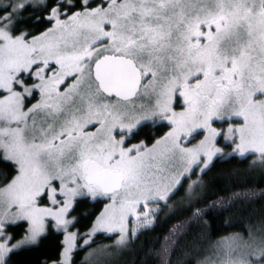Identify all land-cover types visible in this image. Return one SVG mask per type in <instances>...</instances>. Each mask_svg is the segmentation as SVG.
I'll return each mask as SVG.
<instances>
[{"label": "snow or ice", "instance_id": "6c2138e0", "mask_svg": "<svg viewBox=\"0 0 264 264\" xmlns=\"http://www.w3.org/2000/svg\"><path fill=\"white\" fill-rule=\"evenodd\" d=\"M28 7L32 4L23 0L0 5V12L6 13L0 16V90L8 93L0 98V159L17 167L12 181L0 187V264H7L6 257L18 246L4 232L13 207L16 219L31 223L25 240L35 242L45 217L57 225L69 223L64 216L72 198L85 194L82 189L93 198L108 196L112 201L92 234L119 231L117 243L124 244L127 218L150 200L167 199L171 185H179L183 176L173 175L170 183L162 182L167 177L150 176L153 153L164 145L160 154L178 152L187 164L185 172L201 164V171L208 169L221 151L215 147L216 137L223 135L212 127L214 119L235 123L233 118H240L238 127H228L226 139L241 156L259 153L264 161V0H199L195 11L183 0H102L94 8L90 0H81L84 10L64 21L61 10L75 5L57 0L48 17L56 28L31 44L25 40L28 33L13 34L18 16ZM58 30L59 35H52ZM21 73L34 75L39 83L26 87ZM70 76L75 82L61 92L60 85ZM85 81L88 92L81 95ZM141 87L157 95L152 115L163 114L173 126L162 141L144 151L142 145L124 148V140L113 135L117 128L121 134L131 133L140 123L136 117L125 122L119 102H131ZM33 89H39L42 99L24 111V94L31 95ZM176 92L187 104L179 113L171 107ZM103 94L115 96L116 103L99 102ZM75 96L86 104L74 107ZM41 110L53 123L39 127L37 136L33 117V133L27 135L30 115ZM97 124L96 132L86 131ZM199 130L207 132L199 144L181 146L182 136ZM57 180L59 195L67 197L63 206L55 211L38 207L37 199L44 195L53 205L61 203L53 186ZM144 220L143 227L152 223L148 213ZM249 238L254 239L251 231ZM74 239L68 237L65 256ZM237 240L250 247L243 237L225 238L229 256ZM221 264H264V237L245 257Z\"/></svg>", "mask_w": 264, "mask_h": 264}, {"label": "trees", "instance_id": "16d2710c", "mask_svg": "<svg viewBox=\"0 0 264 264\" xmlns=\"http://www.w3.org/2000/svg\"><path fill=\"white\" fill-rule=\"evenodd\" d=\"M68 0H65L67 4ZM91 7L102 0H90ZM31 3L18 16L13 34L35 35L51 23L48 14L57 0ZM8 4V3H7ZM75 7H64L67 13L83 9L81 0H71ZM6 15L0 12V16ZM144 122L132 132L130 140L144 139L148 144L163 134L169 125ZM17 172L12 162L0 159V187ZM103 206L102 199H75L70 217L76 230L84 234ZM4 232L15 239L25 232L27 223L5 224ZM264 237V161L252 154L216 157L191 189L180 185L165 203H160L152 226L139 229L134 237L118 244L116 235L98 233L92 241L76 248L71 264H197L205 250L216 239L228 234ZM62 232L49 223L37 242L18 249L6 257L7 264H49L58 262ZM108 248L93 254L96 248Z\"/></svg>", "mask_w": 264, "mask_h": 264}, {"label": "rangeland", "instance_id": "374dc122", "mask_svg": "<svg viewBox=\"0 0 264 264\" xmlns=\"http://www.w3.org/2000/svg\"><path fill=\"white\" fill-rule=\"evenodd\" d=\"M15 2H19V0H0V5L7 4V3H15ZM23 2H25V3H27V2L44 3L45 0H23ZM183 2L185 4L193 5L194 7L191 9L192 11H195L196 8L199 7V0H183ZM96 6L97 5L92 6V7L94 8ZM83 10L84 9L75 10L71 13H68L67 16L63 14L65 12V10H61L60 19H61V21L67 20L71 14H74L75 12L83 11ZM50 14H51V10H50V13L48 14V17L50 16ZM54 28H56V22L53 19V20H51V23L48 27H46L44 30H42L41 32H39L35 35H32L30 37H25V40L27 43L31 44L32 40L35 37L41 36L43 33L48 31L49 29H54ZM106 30H110V28H106ZM14 35H22V34H14ZM52 35H59V30L56 33H53ZM35 67L36 66L34 65L33 68H35ZM21 76L24 79L25 86L28 88H32V86L34 84L39 83V81L35 78L34 75L29 76L28 73H21ZM74 82H75L74 77L70 76V77L66 78L65 83L60 85V91L64 92L66 90V88L68 86H70L71 84H73ZM143 83H147V79L145 81H143L142 84ZM87 85H88V81H85V83H83L81 85V88L79 90L81 95H84L88 92ZM16 90L23 92V88H20L19 86H16ZM158 90H159V85H157V91ZM92 91L93 92L95 91V84L94 83L92 85ZM7 95H8V93L6 91L0 90V98H3ZM41 99H42V93L39 91V89H33L31 95L24 94V111H27L29 108H32L34 105L40 103ZM98 100L101 103H116V97H107L104 94L101 97H99ZM156 100H157V95L155 93H153L151 91V89H148L147 94H146V90L143 87H141L137 96L132 98L131 102H125V101L119 102V107H120L121 111L125 112V114H126L125 115V122L128 121L129 117H136V118L140 119V123L137 124L133 128L132 132L135 129H137V127H139L140 124H142L144 122H149V123L164 122V123H167L169 125V127L167 128V130L163 134L157 136L156 138H154V140L152 142H150L148 144L143 142V141H141V142L131 141L130 135L132 132L128 133L125 130L124 133L121 134L119 128H117L116 130H114L113 135L115 136V138L117 140H120V139L124 140V144H123L124 148H131V147L136 146V145H142L143 146L142 151L147 150V149H152L156 145L157 141H162L167 136V134L170 131H172L173 126L170 124V122L167 119L164 118L163 114L157 113L156 115H152V111L155 109ZM74 101H75V103L73 105L74 107H83L84 104H86V100L81 101L80 96H75ZM171 107H172V110L177 112V113L183 112L186 110L187 104L184 102L183 97L179 96V92H176L173 94ZM145 114H147L150 118L147 120L142 119V117ZM65 115H66V112L61 113L59 115V117L57 118L56 123H59V121L63 120ZM33 117H35V119H36L37 131L35 134L37 136H39V132H38L39 127H41L42 125L44 127H46L48 123H53V118L48 117L46 115V110H41V111H38L36 113L31 114L29 117V120H28L29 128L26 132V134L29 136L33 133V129H32V118ZM233 120L237 121V122L233 123V122H228L226 120H215V119L213 120L212 127L216 128L217 131L222 132L223 135L216 137L215 147L219 148L221 151H220V153H217L213 157L212 162L218 156L227 157V156L234 154L236 156L243 157L238 152L234 151L235 144L232 143L231 140L226 139L228 127H230V126L231 127H238L239 126L240 118H233ZM97 128H99V124H97L95 126L89 125L88 128L86 129V131L96 132ZM206 135H207L206 130H199L198 133H194L193 136H191V137L182 136L181 140H180V144L182 147H194L195 145L199 144V142L201 140H203ZM237 143H238V140H237ZM163 147H164V145H161L159 148H157V151L155 153H153V155L155 156V159L150 160V162L153 165H155V167L150 170L149 175L151 176V175L155 174L159 177H167L168 179L163 180L162 182L163 183H170L171 177L173 175L181 174V173L183 174L180 184L179 185L172 184L171 187L169 188V196H168V198H169L173 194V192L178 187H180V185H182V184H184V186H186L189 189L193 188L198 183V181L201 177V174L205 170L201 171V169L203 168V165L201 164L199 167L192 166L191 171L185 172L184 169L187 167V164L185 161H183L180 158L179 153L178 152L177 153H165V154L161 155L160 153H161ZM248 154H252L254 156V158L261 159L259 153H246L244 156H246ZM210 164H209V166H210ZM157 168L159 169V171H157ZM16 175H17V172L14 174V176L10 180H8L1 187H4L8 183H10ZM53 186L57 188V192H58L56 199L58 201H60L61 203L53 205L51 203V200L49 199V197L47 195H44V196H41L37 199V206L38 207L52 208L55 211V210H58L60 207L63 206L62 202L65 199H67V197H65L63 195H59L60 182L58 180L53 181ZM70 186L74 187L73 185H70ZM81 191H83L85 194L83 196H76V197L72 198L71 207L69 208L68 212L64 216V219L66 221H68L69 223L67 225H57L56 221L53 218L45 217L44 218V230L36 238L35 242L25 240V237L30 234L31 223H30V221H28L26 219H16L13 215L16 212V208L13 207L11 209V213L9 214V216L5 218L4 225L10 224V223H16L17 221H24L25 223H27V226L25 228V232L23 233V235L20 236L19 238L15 239V241H13V240L11 241V243L18 245L15 249H18V248H21V247H24L27 245L35 244L37 242V240L39 239V237L44 234L49 223L53 226L54 229H57V230L62 232L61 237H62V243H63L62 248H61V254H60L59 261L58 262L51 261L49 264H65V261H66V264H71V255L74 252V250L76 248H79V247H82L84 245L89 244L92 241V238L98 233L106 234V235H113L114 234V235H116V241H118L120 239V235H121V233L119 231L111 232V233L106 232V231H97V232H95L94 235L92 234L93 229L96 227L97 219L104 212L105 208L108 207L112 203L111 199L108 196H97V197L93 198L91 195L87 194L86 190L82 189ZM78 197H89L92 200L102 199V203H103L101 210L97 213L92 224L84 232V234H81L76 230V228L73 225V220L70 217V211L73 207L75 199ZM168 198L167 199L157 198L154 200H150L147 204V207H144L143 205L139 206L137 208L136 214L130 215L126 220L127 231L125 233V241H128V239L130 237L131 238L134 237L139 229L146 228V227H143V225L145 223L144 213H148V220L152 221V223L150 224V226H152V224L154 222L155 214H156L157 209L159 207V204L165 203L168 200ZM3 212H4V208L0 207V214H3ZM136 216L140 217L139 222H137ZM150 226H148V227H150ZM5 235L10 236L8 233H5ZM69 236H75V239L71 242V244H72L71 251L68 252L67 256H65V249L69 246L68 245V237ZM238 236H240V235L233 233V234H228L226 236H222V237L216 239L215 242L212 243V245H210L205 250L204 257L201 258L197 262V264H201L202 261H207V264H221V261H226L228 259L243 258L246 256L247 253L253 251L256 248L257 244L259 243V239L256 237L255 234H253L254 239H250L249 236H247L245 238L243 237L244 240L248 242V245H250V247H246L241 241L237 240L232 244V248L235 249V251H233L231 256H229L227 254L229 249L225 243H222V241H224L225 238H232V237H238ZM86 240L88 241V243H85ZM21 241H23V243H20ZM107 248H108V244L104 245L103 247L96 248L94 250L93 254L97 255V254L105 251Z\"/></svg>", "mask_w": 264, "mask_h": 264}, {"label": "flooded vegetation", "instance_id": "af4514ba", "mask_svg": "<svg viewBox=\"0 0 264 264\" xmlns=\"http://www.w3.org/2000/svg\"><path fill=\"white\" fill-rule=\"evenodd\" d=\"M158 123H159V122H155L154 124H158ZM160 123H161V122H160ZM160 123H159V124H160ZM131 137H132V133H131V135H130V138H131ZM132 141H133V142H141V141L145 142L144 139H140V140H138V141H135V140H132ZM145 143H146V142H145ZM17 222H19V221H17ZM17 222H16V223H17ZM10 224H14V223H10Z\"/></svg>", "mask_w": 264, "mask_h": 264}, {"label": "water", "instance_id": "95a60500", "mask_svg": "<svg viewBox=\"0 0 264 264\" xmlns=\"http://www.w3.org/2000/svg\"><path fill=\"white\" fill-rule=\"evenodd\" d=\"M104 95H106V94H104ZM107 96V95H106ZM112 97H115V96H112ZM134 98V97H133Z\"/></svg>", "mask_w": 264, "mask_h": 264}]
</instances>
